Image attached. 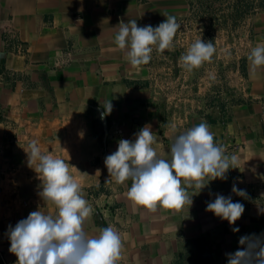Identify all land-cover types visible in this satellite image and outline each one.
I'll return each instance as SVG.
<instances>
[{
  "label": "crops",
  "instance_id": "crops-1",
  "mask_svg": "<svg viewBox=\"0 0 264 264\" xmlns=\"http://www.w3.org/2000/svg\"><path fill=\"white\" fill-rule=\"evenodd\" d=\"M185 7L186 0H0V264H16L8 250L9 225L38 208L58 211L38 195L41 180L25 152L32 140L80 172L70 169L94 209L84 229L89 235L110 225L118 230V264H227L225 253L238 248L240 236L264 233V68L253 75L247 59L251 48L264 44V6L248 23L250 98L226 110L170 116L153 92L150 66H131L114 43L120 20L155 27ZM105 98L113 110L101 120ZM202 121L239 162L227 180L210 181L194 195L188 211L138 206L127 196L131 181L118 185L109 177L104 158L120 139H134L149 124L157 155L170 159L175 136ZM233 184L249 198L232 193ZM216 193L245 205L231 226L239 232L206 211Z\"/></svg>",
  "mask_w": 264,
  "mask_h": 264
},
{
  "label": "clouds",
  "instance_id": "clouds-1",
  "mask_svg": "<svg viewBox=\"0 0 264 264\" xmlns=\"http://www.w3.org/2000/svg\"><path fill=\"white\" fill-rule=\"evenodd\" d=\"M118 25L114 43L126 51V58L133 67L148 64L154 50L163 54L172 49L174 38L181 29L174 15H166L155 27L150 24L139 26L137 20H120ZM215 52L214 43L202 40L200 36L179 60L191 72L210 62ZM247 59L253 75L257 69L264 68V44L251 48ZM100 107L103 109L100 119L103 120L111 114L113 104L105 98ZM133 135L134 139L118 141L116 151L104 158V165L116 184L131 181L128 198L152 212L158 206L181 210L187 207L188 211L193 205V196L210 181L227 180L229 170L238 168V156L226 154V148L215 142L214 133L205 121L175 136L170 159L157 155L153 147L157 135L151 125L146 124ZM27 149V164L41 180L38 195L58 211L53 215L38 208L14 227L8 226V250L16 256V264H118L123 250L118 230L110 225L101 227L98 235H89L84 229L94 209L70 171L74 169L80 173L77 168L70 165L69 159L66 161L42 152L36 140H32ZM189 189H195L194 194H189ZM231 192L243 199L249 198L247 191L236 184L232 185ZM214 195V200L206 202V211L226 220L230 227L235 225L242 217L245 205L234 202L231 195ZM231 230L239 232V227H231ZM225 257L227 264H264V233L240 236L238 248L225 253Z\"/></svg>",
  "mask_w": 264,
  "mask_h": 264
},
{
  "label": "rangeland",
  "instance_id": "rangeland-1",
  "mask_svg": "<svg viewBox=\"0 0 264 264\" xmlns=\"http://www.w3.org/2000/svg\"><path fill=\"white\" fill-rule=\"evenodd\" d=\"M263 6L264 0H186L185 12L174 14L181 25L174 47L163 54L154 50L148 63L152 89L164 111L180 116L213 107L226 110L250 98L244 73L248 23ZM200 36L212 41L216 52L210 62L189 72L179 57Z\"/></svg>",
  "mask_w": 264,
  "mask_h": 264
}]
</instances>
